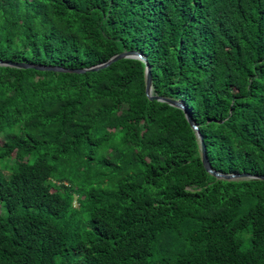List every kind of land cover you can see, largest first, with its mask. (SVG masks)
I'll return each instance as SVG.
<instances>
[{"label": "trees", "instance_id": "16d2710c", "mask_svg": "<svg viewBox=\"0 0 264 264\" xmlns=\"http://www.w3.org/2000/svg\"><path fill=\"white\" fill-rule=\"evenodd\" d=\"M129 49L264 174V0H0L1 60ZM145 68L0 64V264H264V179Z\"/></svg>", "mask_w": 264, "mask_h": 264}, {"label": "water", "instance_id": "95a60500", "mask_svg": "<svg viewBox=\"0 0 264 264\" xmlns=\"http://www.w3.org/2000/svg\"><path fill=\"white\" fill-rule=\"evenodd\" d=\"M123 57H139L142 60L145 61L146 63V68H145V79H146V94L151 98H155L161 101L168 102L172 105H176L180 108H182L185 111V114L191 123V125L194 127L196 130V133L199 138L200 142V149H201V158L202 162L205 166V168L211 172L213 175H215L218 178H224V179H240V178H260L264 179V174L263 173H250V172H222L219 170H216L207 155V150H206V144L203 139V135L200 133V129L198 124L193 120L189 109L187 108V105L185 104L184 100L180 98H175L172 96H166L162 94H155L154 93V88H153V76H152V71H151V65L148 62L147 56L141 52L140 50L136 49H129V50H122L111 57H109L107 60L96 63L91 66L87 67H62L59 65H54L50 63H36V62H29V61H14V60H1L0 59V64H6V65H11V66H17V67H33L35 69H42V70H64V71H84V70H96L101 67H106L109 64H111L113 61H116L120 58Z\"/></svg>", "mask_w": 264, "mask_h": 264}, {"label": "rangeland", "instance_id": "374dc122", "mask_svg": "<svg viewBox=\"0 0 264 264\" xmlns=\"http://www.w3.org/2000/svg\"><path fill=\"white\" fill-rule=\"evenodd\" d=\"M3 140H4V136H3V135H1V136H0V143H2V142H3Z\"/></svg>", "mask_w": 264, "mask_h": 264}]
</instances>
